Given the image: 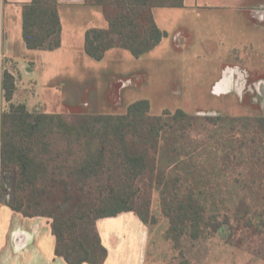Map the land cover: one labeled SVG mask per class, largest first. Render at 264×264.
<instances>
[{"label":"trees","instance_id":"16d2710c","mask_svg":"<svg viewBox=\"0 0 264 264\" xmlns=\"http://www.w3.org/2000/svg\"><path fill=\"white\" fill-rule=\"evenodd\" d=\"M85 1L108 21L85 33L84 50L96 60L116 47L136 58L154 49L167 32L153 9L184 6V0ZM61 34L58 0L23 5L28 48L57 49ZM15 90L14 74L4 69L0 92L8 105L0 113V168L13 180L9 204L25 216L51 219L55 252L68 264H104L108 251L98 219L134 211L148 224L149 209L137 208L143 186L159 192L175 246L223 227L231 231L241 221L259 226L250 197L264 178L263 118L208 115L204 122L182 108L155 115L148 99H138L123 113L81 114L70 122L12 102Z\"/></svg>","mask_w":264,"mask_h":264},{"label":"rangeland","instance_id":"374dc122","mask_svg":"<svg viewBox=\"0 0 264 264\" xmlns=\"http://www.w3.org/2000/svg\"><path fill=\"white\" fill-rule=\"evenodd\" d=\"M84 16L67 27L68 35L59 49L41 51L34 57L35 66L28 64L33 72L23 69L18 101H26L31 108L60 113L70 122L81 114L123 113L138 99H148L155 115L178 108L202 120L208 115H261L260 102L248 96L240 101L233 95L221 98L209 92L210 71L220 57L232 50V56L241 55L245 64L253 52L251 47H234L235 30L223 0H188L182 8L158 9V22L169 31L153 52L156 62L150 58L138 60L125 49L110 50L108 59L91 58L80 47V30L84 26L102 27L106 18L101 11ZM256 45L259 59L264 46L259 42ZM4 60L1 56L0 71L7 64ZM6 66L14 67L12 63ZM4 108L7 106L0 92V113ZM13 198L11 174H4L0 168V202L11 203ZM250 199L256 212L255 225L259 224L256 229L241 221L231 231L223 227L200 240L183 238L175 246L167 237L170 221L163 213L159 192L143 186L137 208L149 209L148 224L143 226L147 233V264H264V225L260 226L264 219V178L257 180ZM131 217L137 214L123 212L101 219L99 225L119 233L121 222Z\"/></svg>","mask_w":264,"mask_h":264},{"label":"crops","instance_id":"0c3cea01","mask_svg":"<svg viewBox=\"0 0 264 264\" xmlns=\"http://www.w3.org/2000/svg\"><path fill=\"white\" fill-rule=\"evenodd\" d=\"M31 1L0 0V57H4V61L7 64L10 65L12 63L14 65V67L9 68L6 64L4 67V69H8L14 74L16 78V90L12 102L25 103L30 111H42L37 108H31L26 101H18L16 99L18 81L21 74H23V69L26 68L27 73L33 72L34 68L32 66H35L34 57L39 56L41 51H52L30 49L26 45L23 37V5ZM187 1L184 0V6L182 7L186 6ZM223 5L229 9V16L233 22L235 30L234 43L236 45L234 47L239 48L238 46H241L243 50L246 47L253 49L252 54L244 65L264 69V49L260 51V58L257 59L259 51L256 45L259 42L261 46H264V0H223ZM182 7H156L153 9L154 19L158 27L166 31L167 35L169 30L158 22L157 10L160 8L178 9ZM58 9L62 24L61 46L66 35H68L66 29L69 25L79 21L84 15V17L92 15L93 12L98 13V11H101L104 15L99 6L87 4L85 0H58ZM107 26L108 21L106 19L104 26L96 28H106ZM88 27L84 26L79 33L80 47L83 50L85 33L90 29ZM166 38L167 36L154 49L137 59L145 61L150 58L154 62L158 61L157 56L154 57L153 52ZM179 38H177V41ZM228 39H232L231 41H233L231 35H229ZM236 42L239 44H236ZM113 49L117 51L124 48L116 47L109 49L103 59H108L107 54ZM240 62H242L241 55L237 57L232 56V50H229L227 55L224 54L220 57L217 64L212 65L214 68L210 71L208 78L210 84L209 92L212 96L222 98L226 97L224 95L230 94L232 88L235 87L233 76L236 70L235 67H240V65L238 66ZM29 63H33L32 66H29ZM226 67H229V70H226ZM145 68L147 69V66ZM3 70L0 71L1 74ZM233 96L236 97V95ZM7 105L8 102H6ZM116 216L104 217L97 220V227L102 243L108 251L104 264H147L144 247L147 233L145 227H143L146 223L138 215L137 217L124 219L120 224L122 231L119 233L105 230L101 227L102 225H99L101 219ZM55 248L56 236L53 234L51 219L49 217L25 216L23 213L14 210L9 203L0 202V264H68L64 257L56 254Z\"/></svg>","mask_w":264,"mask_h":264},{"label":"flooded vegetation","instance_id":"af4514ba","mask_svg":"<svg viewBox=\"0 0 264 264\" xmlns=\"http://www.w3.org/2000/svg\"><path fill=\"white\" fill-rule=\"evenodd\" d=\"M233 74L235 87L230 94L224 96L236 95L237 99L242 101L244 97H250L252 100L259 101L262 113L259 117L264 119V69H257L255 66L247 67L244 62L238 63ZM229 70V67H226ZM250 82V83H249Z\"/></svg>","mask_w":264,"mask_h":264}]
</instances>
